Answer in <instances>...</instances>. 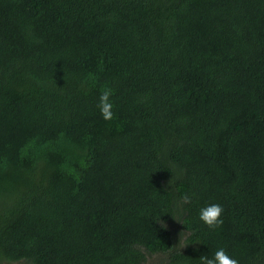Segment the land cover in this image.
<instances>
[{"label": "trees", "instance_id": "trees-1", "mask_svg": "<svg viewBox=\"0 0 264 264\" xmlns=\"http://www.w3.org/2000/svg\"><path fill=\"white\" fill-rule=\"evenodd\" d=\"M218 247L264 264V0H0V264Z\"/></svg>", "mask_w": 264, "mask_h": 264}, {"label": "clouds", "instance_id": "clouds-1", "mask_svg": "<svg viewBox=\"0 0 264 264\" xmlns=\"http://www.w3.org/2000/svg\"><path fill=\"white\" fill-rule=\"evenodd\" d=\"M112 92L108 88L101 90L99 96V110L104 120L112 119V103L110 97ZM184 204H190L191 197L185 194L182 198ZM223 208L217 203L206 204L199 209L198 219L209 228H217L222 224ZM199 264H238V260L230 256L223 247H218L212 255H201Z\"/></svg>", "mask_w": 264, "mask_h": 264}, {"label": "rangeland", "instance_id": "rangeland-1", "mask_svg": "<svg viewBox=\"0 0 264 264\" xmlns=\"http://www.w3.org/2000/svg\"><path fill=\"white\" fill-rule=\"evenodd\" d=\"M157 261V259H153V260H151V262H156ZM154 264H156V263H154Z\"/></svg>", "mask_w": 264, "mask_h": 264}]
</instances>
